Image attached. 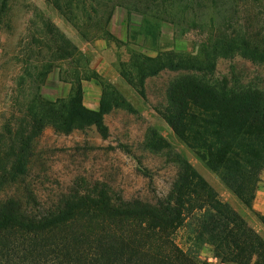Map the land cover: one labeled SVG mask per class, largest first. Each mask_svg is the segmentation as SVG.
<instances>
[{
  "label": "rangeland",
  "instance_id": "374dc122",
  "mask_svg": "<svg viewBox=\"0 0 264 264\" xmlns=\"http://www.w3.org/2000/svg\"><path fill=\"white\" fill-rule=\"evenodd\" d=\"M0 2V171L15 155L24 158L25 170L0 183V213L38 218L67 201L99 195L113 205L156 206L178 175V155L264 239L257 217L264 209V171L245 207L161 115L171 85L186 77L218 92L252 89L264 98V61L230 54L207 66L188 36L172 35L174 25L164 18L171 15L156 10L128 16L117 7L104 27L91 19L81 34L75 25L81 12L73 5L64 12L50 0ZM77 90L85 107L97 109L104 97L109 109L100 125L74 122L64 130L67 100ZM154 134L167 145H149ZM201 255L213 260L208 247Z\"/></svg>",
  "mask_w": 264,
  "mask_h": 264
},
{
  "label": "trees",
  "instance_id": "16d2710c",
  "mask_svg": "<svg viewBox=\"0 0 264 264\" xmlns=\"http://www.w3.org/2000/svg\"><path fill=\"white\" fill-rule=\"evenodd\" d=\"M50 1L64 12L72 5L80 10L75 25L81 34L91 19L104 27L117 7L128 16L156 10L171 15L164 18L174 25L172 35L188 36L207 66L230 54L264 61V0ZM157 36L158 30L151 32L153 42ZM79 93L67 100L64 130L74 122L100 125L109 109L104 97L97 109L85 107ZM161 115L178 141L251 207L264 171L263 96L252 89L218 92L186 77L171 85ZM149 145L159 149L167 142L154 134ZM173 160L180 170L156 206L113 205L99 195L67 201L38 218L0 213V264H264L263 237L185 157ZM24 171V158L15 155L0 171V183ZM257 217L264 225V214ZM204 247L213 260L202 257Z\"/></svg>",
  "mask_w": 264,
  "mask_h": 264
},
{
  "label": "crops",
  "instance_id": "0c3cea01",
  "mask_svg": "<svg viewBox=\"0 0 264 264\" xmlns=\"http://www.w3.org/2000/svg\"><path fill=\"white\" fill-rule=\"evenodd\" d=\"M259 214H264V209L260 210Z\"/></svg>",
  "mask_w": 264,
  "mask_h": 264
}]
</instances>
